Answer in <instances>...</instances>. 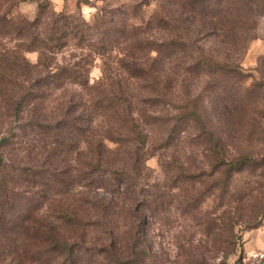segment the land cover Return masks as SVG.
I'll return each mask as SVG.
<instances>
[{
	"label": "trees",
	"instance_id": "trees-1",
	"mask_svg": "<svg viewBox=\"0 0 264 264\" xmlns=\"http://www.w3.org/2000/svg\"><path fill=\"white\" fill-rule=\"evenodd\" d=\"M132 1L90 20L51 12L48 22L42 6L28 18L0 4V38L14 41L0 48V264H80L86 247H130L126 257L110 252L107 264H136V247H146L140 207L150 213L167 202L149 189L136 196L152 148L164 151V185L191 209L215 190L225 198L232 174L264 164L250 136L230 141L212 125L245 120L250 94L239 64L211 55L198 37L217 29L227 39L241 14L264 2ZM151 1L157 8L143 23L139 5ZM97 59L101 74L90 81ZM67 86L76 89L69 96ZM26 128L39 136L27 143L34 155L21 194L3 148ZM99 188L107 193L90 194Z\"/></svg>",
	"mask_w": 264,
	"mask_h": 264
},
{
	"label": "rangeland",
	"instance_id": "rangeland-1",
	"mask_svg": "<svg viewBox=\"0 0 264 264\" xmlns=\"http://www.w3.org/2000/svg\"><path fill=\"white\" fill-rule=\"evenodd\" d=\"M132 3V0H0V4L10 8L12 14H23L28 18H33L42 6V22L49 21L51 12L90 20L98 9H123ZM156 8L153 1L148 5H139L138 14L143 23L152 21ZM198 37L211 55L239 64L244 76L242 86L247 87L250 94L245 120L236 119L232 129L225 123L212 121V125L219 135L224 139L230 138V141L250 136L254 157L258 152L264 153L259 144L264 140V10L249 11L247 16L241 14L235 33L227 39L217 33V29L211 35L202 31ZM13 44V40L0 38V48H9ZM71 51L68 47L57 58L66 60ZM25 56L30 62H35L37 53L28 51ZM100 74L101 61L97 59L89 73L90 81ZM74 90L73 86H67L61 92L69 96ZM26 133H20L3 148V155L15 160L13 169H10V174H13L11 189L21 194L29 189L22 171L30 167L27 160L34 155L33 152L28 153L27 143L36 144L34 140L39 136L28 128ZM152 149L153 154L146 159V168L140 174L136 196L140 201L149 189L157 200L164 194L167 202L150 213L140 207L139 214L145 216V220L139 224V238L146 247H136L139 251L136 264H243L242 257L246 253L264 249V164L250 165L246 170L232 174L225 198L221 199L220 191L215 190L214 194L191 209L189 205H182L177 189L164 185V179L169 175L159 162V156L164 151ZM69 164L72 165L70 160ZM176 173L175 166H172L170 175ZM94 192L98 195L107 193L101 188L90 194ZM72 194L68 197L71 202ZM82 194L77 192L79 197ZM130 250V247H86L80 264H107L110 252H121L126 257L130 255Z\"/></svg>",
	"mask_w": 264,
	"mask_h": 264
},
{
	"label": "built area",
	"instance_id": "built-area-1",
	"mask_svg": "<svg viewBox=\"0 0 264 264\" xmlns=\"http://www.w3.org/2000/svg\"><path fill=\"white\" fill-rule=\"evenodd\" d=\"M243 264H264V249H253L242 257Z\"/></svg>",
	"mask_w": 264,
	"mask_h": 264
},
{
	"label": "crops",
	"instance_id": "crops-1",
	"mask_svg": "<svg viewBox=\"0 0 264 264\" xmlns=\"http://www.w3.org/2000/svg\"><path fill=\"white\" fill-rule=\"evenodd\" d=\"M260 249V248H259Z\"/></svg>",
	"mask_w": 264,
	"mask_h": 264
}]
</instances>
